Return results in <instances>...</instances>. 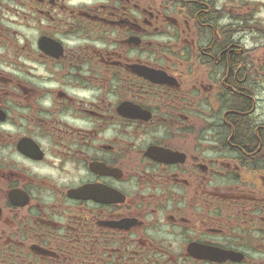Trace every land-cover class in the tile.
Wrapping results in <instances>:
<instances>
[{
    "label": "flooded vegetation",
    "instance_id": "1",
    "mask_svg": "<svg viewBox=\"0 0 264 264\" xmlns=\"http://www.w3.org/2000/svg\"><path fill=\"white\" fill-rule=\"evenodd\" d=\"M0 264H264V0H0Z\"/></svg>",
    "mask_w": 264,
    "mask_h": 264
},
{
    "label": "trees",
    "instance_id": "2",
    "mask_svg": "<svg viewBox=\"0 0 264 264\" xmlns=\"http://www.w3.org/2000/svg\"><path fill=\"white\" fill-rule=\"evenodd\" d=\"M239 128H240V134L243 135V136H251V131L249 130L248 128V125L246 124H240L239 125Z\"/></svg>",
    "mask_w": 264,
    "mask_h": 264
}]
</instances>
